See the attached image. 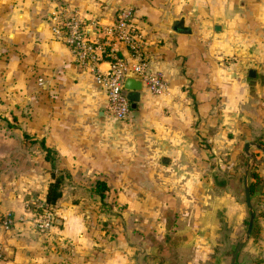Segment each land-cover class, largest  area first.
<instances>
[{"label":"crops","instance_id":"obj_1","mask_svg":"<svg viewBox=\"0 0 264 264\" xmlns=\"http://www.w3.org/2000/svg\"><path fill=\"white\" fill-rule=\"evenodd\" d=\"M56 5L79 10L90 39L118 8L133 10L147 65L167 83L160 96L142 86L131 108L150 137L108 136L104 87L52 37ZM18 110L37 114L29 125L69 176L48 232L34 227L33 202L45 199L50 164L24 146L26 132L15 136ZM0 130V220L12 218L0 224V264L216 263L212 248L248 216L247 143L258 231L238 264H264V0H0Z\"/></svg>","mask_w":264,"mask_h":264},{"label":"built area","instance_id":"obj_2","mask_svg":"<svg viewBox=\"0 0 264 264\" xmlns=\"http://www.w3.org/2000/svg\"><path fill=\"white\" fill-rule=\"evenodd\" d=\"M133 17V10L130 7L118 8L113 22L102 25L101 35L96 39H90L86 33L83 16L76 8L56 5L48 16L53 39L67 45L75 62L88 69L97 83L104 87L108 110L118 121H125L131 113L130 102L122 93L123 80L127 73L134 72L141 79L142 85L153 95L160 96L167 89L164 78L159 73L151 71L147 65L143 34L134 23ZM117 45H123L128 49L134 61L131 65L117 56ZM108 57L113 60L109 69L99 70L97 62ZM36 201V207L41 213L34 217V227L42 232H48L55 226V216L45 199L37 198ZM11 223L12 218L9 214L0 220L4 228Z\"/></svg>","mask_w":264,"mask_h":264},{"label":"rangeland","instance_id":"obj_3","mask_svg":"<svg viewBox=\"0 0 264 264\" xmlns=\"http://www.w3.org/2000/svg\"><path fill=\"white\" fill-rule=\"evenodd\" d=\"M1 120H2V118H1ZM12 121H13L12 125L15 127V136L16 137L22 136V132H26V134H28V136L26 137V141H25L24 146L29 145L31 147V153L33 155L38 156V154L41 151V147L37 141H39L42 138V134L45 131L32 128V126L29 125L30 122L32 123V122L37 121V114H31V113H28V111L22 112V111L18 110V111H16ZM103 121H105V123H107L108 129H106L105 131H107L108 136L118 137V138H128V139H131L134 137L135 138L136 137H145V136L150 137L149 133L151 132V130L149 129L148 126L141 127L142 120L140 119V116L138 113H136L135 116L130 115V117L128 119H126L125 121H118L115 118H113L108 112L106 117L103 116ZM29 126H31V127L29 128ZM15 147L18 148V147H22V146H15ZM55 159H56V157H55ZM32 162H34L35 164H38L37 160H32ZM48 164H49V162H48ZM13 165L18 166L20 164L18 161H15ZM48 171H50V169ZM64 172H66V171L61 170L60 166L57 163L56 175H59V174L63 175ZM240 180L242 181V177L240 178ZM67 182H68V180H66L64 178L62 184L67 183ZM241 188L243 189V187H241ZM36 204H37V201L35 200L33 202V206L35 209V213L38 215L39 213H41V210L36 207ZM108 210H109V208H108ZM247 222H248V216H247L246 222L244 223L243 230L238 234V236L235 240H233V241L227 240L225 242H222L221 244H218L217 247H213L214 249L212 248L213 251L210 252L212 259L216 260L215 261L216 263H213V264H230L232 252L235 249L240 238L244 234L246 227H247ZM105 227H106V225H105ZM252 235H254V232H252L251 236ZM251 236L248 238V240L244 244V246H246V244L249 242ZM209 263H211V262H209Z\"/></svg>","mask_w":264,"mask_h":264},{"label":"water","instance_id":"obj_4","mask_svg":"<svg viewBox=\"0 0 264 264\" xmlns=\"http://www.w3.org/2000/svg\"><path fill=\"white\" fill-rule=\"evenodd\" d=\"M250 74H253V70H250ZM123 91L122 93L127 97V99L130 101V108H135L136 103L138 102L140 98V90L142 89V81L140 78L136 76L134 72H129L126 74L124 80H123ZM251 143L245 144V151L247 154V160L246 165L244 169V173L242 176L243 179V191H244V197H245V203L248 211V222L247 227L240 238L239 242L237 243L235 249L232 252V257L230 264H238V257L240 255V252L244 246V244L247 242L248 238L251 236L254 226H255V211L251 202L252 196L250 195V182H249V174L250 170L253 166L254 161V155L250 151ZM259 147V146H258Z\"/></svg>","mask_w":264,"mask_h":264},{"label":"trees","instance_id":"obj_5","mask_svg":"<svg viewBox=\"0 0 264 264\" xmlns=\"http://www.w3.org/2000/svg\"><path fill=\"white\" fill-rule=\"evenodd\" d=\"M117 56L119 58H122V56H120L118 52H117ZM105 59H107L109 62L113 61L112 58H109V57ZM24 136L27 137L28 135L24 134ZM39 143H40L41 148L45 152V160L49 162L50 164V174L53 179V181H51L48 184L45 201L47 205H50V204L53 205L61 197L60 186L63 183V179L69 176L66 172H64L63 175L62 174L56 175L55 152L45 146L43 139L40 140ZM249 189H250V195H252L254 191L257 190L255 188L254 183H250ZM90 190H91V194L97 196L100 199V203L104 205V199L106 197V192L108 191L106 182L104 180H96V182L93 184ZM256 231H258V228L254 226L253 232L255 233Z\"/></svg>","mask_w":264,"mask_h":264}]
</instances>
